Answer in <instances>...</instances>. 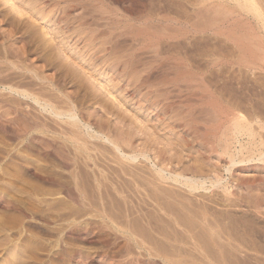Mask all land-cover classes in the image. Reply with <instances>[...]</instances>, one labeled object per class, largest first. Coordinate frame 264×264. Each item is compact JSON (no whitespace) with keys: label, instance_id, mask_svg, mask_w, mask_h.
Instances as JSON below:
<instances>
[{"label":"rangeland","instance_id":"1","mask_svg":"<svg viewBox=\"0 0 264 264\" xmlns=\"http://www.w3.org/2000/svg\"><path fill=\"white\" fill-rule=\"evenodd\" d=\"M0 79V264H264V161L221 153L264 150V0H0ZM202 206L263 249L187 251Z\"/></svg>","mask_w":264,"mask_h":264},{"label":"bare ground","instance_id":"2","mask_svg":"<svg viewBox=\"0 0 264 264\" xmlns=\"http://www.w3.org/2000/svg\"><path fill=\"white\" fill-rule=\"evenodd\" d=\"M13 63H15V62H13ZM17 64V63H16ZM30 70V69H29ZM13 73V72H12ZM14 75H16V74H14ZM42 75V74H41ZM2 76V75H1ZM17 76H19L18 75V73H17ZM10 77V76H9ZM13 77V76H12ZM22 77V76H21ZM63 77V76H62ZM4 78V77H3ZM57 78V77H56ZM14 79V78H13ZM36 79V78H35ZM0 80H2V79H0ZM7 80V79H6ZM9 80V79H8ZM58 80V79H57ZM12 81V80H11ZM14 81V80H13ZM3 82V81H2ZM10 82V81H9ZM47 82V81H46ZM50 82V81H49ZM8 83V82H7ZM6 83V84H7ZM28 83V82H27ZM18 84V83H17ZM23 84V83H22ZM25 84V83H24ZM35 84V83H34ZM47 84V83H46ZM49 84V83H48ZM16 86H18V85H16ZM22 85H20V87H21ZM51 86V85H50ZM51 88V87H50ZM14 89V88H13ZM26 89V88H25ZM45 89H47V88H45ZM11 90V89H10ZM28 90V89H27ZM17 91V90H16ZM30 91V90H29ZM28 91V92H29ZM33 91V90H32ZM48 91V90H47ZM34 92V91H33ZM54 92V91H53ZM10 93V92H9ZM32 93V92H31ZM42 93V92H41ZM45 93V92H44ZM36 94V93H35ZM45 94H47V93H45ZM50 94H52V93H50ZM27 95V94H26ZM38 95V94H37ZM33 96V95H32ZM40 96V95H39ZM44 96V95H43ZM47 96V95H46ZM52 96V95H51ZM71 97V96H70ZM24 98V97H23ZM43 99V98H42ZM55 99V98H54ZM68 99V98H67ZM73 100V99H72ZM68 101V100H67ZM64 103H66V102H64ZM54 104V103H53ZM57 104V103H56ZM21 105V104H20ZM73 106V105H72ZM68 109H70V108H68ZM255 115V114H254ZM255 116H257V115H255ZM257 117H259V116H257ZM257 117H255L256 119H258ZM263 117V116H262ZM58 119V118H57ZM261 119V118H260ZM238 121V120H237ZM262 121V120H261ZM260 121V122H261ZM257 122V121H256ZM234 123V130L236 131L235 132V134H238V135H245V134H249V136L250 137H252V135L255 133L256 134V132H254V130H253V127L251 126V124L252 123H249L248 122V124L246 125L245 124V127L244 126H242L243 124L242 123H240V124H242L241 126L238 124L239 122H236V120H235V122H233ZM262 123V122H261ZM258 124H259V120H258ZM263 124V123H262ZM49 125V124H48ZM260 125V124H259ZM258 125V126H259ZM254 126V125H253ZM262 125H260V128H261V130L264 128V125L261 127ZM231 127V126H230ZM233 127V126H232ZM5 128V127H4ZM229 129V128H228ZM230 130H232V128L230 129ZM234 130H232L233 132H234ZM264 130V129H263ZM232 131H231V133H232ZM224 132V131H223ZM14 133H15V131H14ZM227 134V133H226ZM233 134L234 133H232V135L231 136H233ZM254 134V135H255ZM229 135V134H228ZM253 135V136H254ZM222 136H224L223 134H222ZM226 136V135H225ZM235 136H237V135H235ZM235 136H233V137H235ZM262 136V135H261ZM228 137H230V136H228ZM242 137V136H241ZM260 137V136H259ZM254 138H256V135H255V137ZM253 138V139H254ZM261 138V137H260ZM230 139H232V138H230ZM230 139L229 140H224L225 141V143H223V146H221V144L222 143H220V146L222 147L221 149H223V151L221 152V153H225L226 155L228 154V156H229V158H230V160H229V164H228V167H227V170H228V172L229 171H231L232 172V170H233V168L237 165V164H241V163H250V162H254V161H256V160H259V161H261V162H263L264 161V150H260V151H262V152H260V151H258V152H260V153H257V152H253V150H251V148H250V150H251V152L252 153H250L249 155H244V153H243V151L242 150H244L245 151V149H246V147L243 145H240V147H239V151L237 152L236 150V152H234L233 151V149H236V148H232V144H233V141H231L230 142ZM264 138L262 137V140H263ZM236 140V139H235ZM237 140H238V138H237ZM241 140V139H240ZM255 140V139H254ZM261 140V141H262ZM223 141V142H224ZM251 141H252V139H251ZM260 141V142H261ZM240 142L241 141H237V143L238 144H240ZM256 142H257V140H256ZM256 142H254V144L256 143ZM251 143V142H250ZM249 143V144H250ZM264 143V142H263ZM263 143H259L261 146H262V144ZM235 144V143H234ZM237 145V144H236ZM247 145V144H246ZM256 145V144H255ZM255 145H253L254 147H256ZM242 146V147H241ZM252 146V145H251ZM252 146V147H253ZM263 146H264V144H263ZM262 146V147H263ZM235 147V146H234ZM253 147V148H254ZM258 147H260V146H258ZM240 148H242V150H240ZM244 148V149H243ZM257 148V147H256ZM258 149V148H257ZM262 149V148H261ZM43 150V149H42ZM249 150V149H248ZM247 149H246V151H248ZM250 150H249V152H250ZM259 150V149H258ZM50 151V150H49ZM125 152V151H124ZM46 153V152H45ZM245 154H248V153H245ZM48 155V154H47ZM225 155V156H226ZM228 158V159H229ZM85 159V158H84ZM82 160V159H81ZM87 160V159H86ZM85 160V161H86ZM88 162V161H87ZM85 164V163H84ZM69 165V164H68ZM230 165V166H229ZM87 166V165H86ZM132 168H130V170H131ZM127 170V169H126ZM199 170V169H198ZM129 171V169L127 170V172ZM136 171V170H135ZM138 172V171H137ZM177 172V171H176ZM134 173V172H133ZM141 173V172H140ZM146 173V172H145ZM172 173V172H171ZM129 174V173H128ZM137 174V173H136ZM144 174V173H143ZM148 174V173H147ZM198 174V173H197ZM133 176V175H132ZM135 176V175H134ZM140 176V175H139ZM147 176V175H146ZM47 178V177H46ZM141 178V177H140ZM143 178V177H142ZM141 178V180H143ZM151 177H149V179H150ZM155 178V177H154ZM234 178V177H233ZM49 179H51V178H49ZM151 179H153V178H151ZM150 179V180H151ZM182 179H185V181L186 182H184V183H186L187 184V186L191 189V191H195V190H200V189H204V188H206V183H207V180H206V177H204V176H201V177H199V179L198 178H195V177H191V178H188L187 177V174H185V173H179V174H177V177H176V181H181ZM236 179V178H235ZM236 180H238V179H236ZM153 181V180H152ZM240 181H242V180H240ZM252 181V180H251ZM146 182V181H145ZM154 182V181H153ZM213 182V181H212ZM211 182V183H212ZM215 182V181H214ZM238 182V181H237ZM142 183V182H141ZM147 183V182H146ZM151 182H149V184H150ZM178 183H180V182H178ZM182 183V182H181ZM183 183V184H184ZM135 184V183H134ZM153 184H155V182L153 183ZM185 184V185H186ZM213 184H215V185H217V186H219L220 184H222V182H220V181H217L216 183H213ZM240 184V183H239ZM250 184V183H249ZM159 185V184H158ZM157 185V186H158ZM132 186V185H131ZM134 186V185H133ZM142 186V185H141ZM157 186H156V188H157ZM222 186V185H221ZM152 187H155V186H153L152 185ZM160 187H161V185H160ZM216 187V186H215ZM137 188V187H136ZM142 188V187H141ZM165 188V187H164ZM117 189V188H116ZM188 189V188H187ZM138 190V189H137ZM152 190V189H151ZM219 190V189H218ZM122 191V190H121ZM169 191V190H168ZM152 192V191H151ZM157 192V191H156ZM162 192V191H161ZM120 193V192H119ZM118 193V194H119ZM149 193V192H148ZM158 193H159V191H158ZM168 193H170V191L168 192ZM175 193V192H174ZM142 194H144V193H142ZM152 194V193H151ZM150 194V195H151ZM215 194V193H214ZM122 195H124V194H122ZM159 195V194H158ZM160 196H162V195H160ZM166 196V195H165ZM167 196H168V194H167ZM169 196H171L172 197V195H169ZM182 196V195H181ZM152 197V196H151ZM154 199H155V197H156V199L157 198H159V197H157L155 194H154ZM178 197V196H177ZM184 197V196H183ZM124 198V197H123ZM161 198V197H160ZM162 198H163V196H162ZM161 198V199H162ZM156 199H155V201H156ZM165 199V198H164ZM170 199V198H169ZM181 199V198H180ZM183 199V198H182ZM187 199V198H186ZM185 199V200H186ZM227 199H228V197H227ZM257 199V198H256ZM163 200V199H162ZM170 200H172V199H170ZM169 200V201H170ZM184 200V201H185ZM188 200V199H187ZM248 200V199H247ZM246 200V201H247ZM229 201H231V200H229ZM233 201V200H232ZM245 201V202H246ZM251 201V200H250ZM249 201V202H250ZM259 201V200H258ZM258 201H257V203H258ZM162 202V201H161ZM165 202V201H164ZM233 202H235V200L233 201ZM174 203V202H173ZM185 204V203H184ZM190 204V203H189ZM193 204V203H192ZM247 204V203H246ZM258 204H260V203H258ZM257 204V205H258ZM167 205V204H166ZM172 205V204H171ZM204 205V204H203ZM210 205V204H209ZM185 206H187V205H185ZM230 206H231V204H230ZM259 206V205H258ZM261 206V205H260ZM171 207L172 206H170V208L169 209H171ZM174 207V206H173ZM180 207H181V205H180ZM182 207H184V206H182ZM196 207H198V206H196ZM211 208V207H210ZM257 208V207H256ZM178 210H179V208H177ZM177 209H176V212L175 213H177ZM190 209V208H189ZM202 211H201V213H200V211H198L199 213H195L194 215H193V213H192V216H190L189 217V215L188 216H183V215H185V214H183V215H181L180 216V214H177V216L178 217H176V214L174 215L175 217H174V223L176 224V226L177 225H179V227H181L182 229L181 230H183L182 232H185V234L186 235H184L182 238H178V239H175L177 236H175V235H173V236H175V238H172L171 236L172 235H170V234H167V235H169L168 236V238L169 239H175V240H177V241H179V245H180V242H182V243H184V245L186 244V246H184V245H182V243H181V245L182 246H184V247H188L187 245H189V248L191 247V248H193V251L194 250H200V249H203V251L205 250L206 251V257L209 259V260H211V261H214V262H216V263H221V262H230L231 260H230V256H232V255H229V250L231 249L232 251H234V250H236L237 249V251H238V249H241V248H247V249H251V250H257L258 251V249H260V248H262V247H260L259 248V246L257 247L256 246V244H254V243H252V242H250L252 239H251V233H249L247 230V232L248 233H246V231L245 230H243L244 231V233L243 232H238V231H235L234 230V228H231L229 225L227 226V225H225L224 224V226H223V224H221L222 222V220L221 221H218V216L216 217V218H218V219H216L215 218V214H213V216L214 217H212L211 215H212V213H210L209 211L210 210H208L209 208H205V207H203L202 206ZM254 209V208H253ZM260 209V208H259ZM187 210V209H186ZM191 210V209H190ZM194 210V209H193ZM192 210V211H193ZM256 210V209H255ZM166 211H168V210H166ZM173 211V210H172ZM184 211H185V207H184ZM196 211V210H195ZM194 211V212H195ZM215 211V210H214ZM257 211H258V209H257ZM256 211V212H257ZM261 211V210H260ZM76 212V211H75ZM183 212V211H182ZM72 213V212H71ZM216 213H217V211H216ZM221 213V212H220ZM259 213H261V212H259ZM73 214V213H72ZM76 214V213H75ZM188 214H190V213H188ZM211 214V215H210ZM263 214V213H262ZM261 214V215H262ZM191 215V214H190ZM218 215V214H217ZM224 216H226V215H224ZM71 217V216H70ZM75 217V216H74ZM73 218V217H72ZM165 218V217H164ZM167 219V218H166ZM166 219H164V221L166 220ZM171 220V219H170ZM228 220V219H227ZM167 221V220H166ZM169 221V220H168ZM167 221V222H168ZM72 223V222H71ZM158 223V222H157ZM151 224V223H150ZM230 224V223H229ZM250 225V224H249ZM77 226V225H76ZM174 226V225H173ZM173 226H171L172 228H173ZM234 226V225H233ZM232 226V227H233ZM244 226V225H243ZM175 227V226H174ZM235 227V226H234ZM73 228V227H72ZM139 228V227H138ZM143 228V227H142ZM152 228V227H151ZM158 228V227H157ZM161 228V227H160ZM159 228V229H160ZM170 228V227H169ZM240 228H242V227H240ZM246 228H247V226H246ZM155 229V228H154ZM244 229V228H243ZM252 229V228H251ZM72 230V229H71ZM70 230V231H71ZM75 230V229H74ZM131 230H132V228H131ZM136 230V229H135ZM148 230V229H147ZM167 230V229H166ZM208 231L207 233H206V231ZM137 231V230H136ZM139 231H141V229L139 230ZM144 231H145V229H144ZM159 231H161V229L159 230ZM162 231H163V229H162ZM175 232L177 231V230H174ZM205 231V232H204ZM242 231V230H241ZM72 232V231H71ZM150 232H152V231H150ZM157 232V231H156ZM164 233L163 234H165V230L163 231ZM167 232H169V231H167ZM178 232V231H177ZM176 232V233H177ZM180 232V231H179ZM181 232V233H182ZM74 233V232H73ZM72 233V234H73ZM134 233V232H133ZM145 233V232H144ZM162 233V232H161ZM171 233V232H170ZM206 233V234H205ZM162 234V235H163ZM254 234H255V232H254ZM139 235V234H138ZM149 235V234H148ZM156 235V234H155ZM160 235V234H159ZM166 235V234H165ZM165 235H163V236H165ZM256 235V234H255ZM147 236V235H146ZM180 237H181V235H179ZM251 236V237H250ZM140 237V236H139ZM150 237H151V234H150ZM153 237V236H152ZM166 237V236H165ZM156 238V237H155ZM251 240H250V239ZM142 239V238H141ZM144 239V238H143ZM151 239V238H150ZM153 239V238H152ZM157 239V238H156ZM155 239V240H156ZM160 240V239H159ZM163 241V240H162ZM253 241V240H252ZM150 242H152V240L150 241ZM173 242V241H172ZM175 242V241H174ZM139 243V242H138ZM170 243V242H169ZM177 243V242H176ZM140 244V243H139ZM143 244H144V242H143ZM159 244H160V242H159ZM163 244V243H162ZM141 245V244H140ZM149 245V244H148ZM146 246V247H150V246ZM156 245H158V244H156ZM156 245H152V246H156ZM161 245V244H160ZM180 245V246H181ZM227 245L228 246H230L229 247V249H228V251H225L224 252V250L225 249H227L228 247H227ZM163 246V245H162ZM161 246V247H162ZM181 248V247H180ZM190 248V249H191ZM225 248V249H224ZM150 249V248H149ZM148 249V250H149ZM234 249V250H233ZM263 249V248H262ZM152 250H153V248H152ZM173 250V249H172ZM177 250V249H176ZM231 250H230V252H231ZM264 250V249H263ZM262 250V251H263ZM170 251V250H169ZM187 251H188V248H187ZM241 251V250H240ZM261 251V252H262ZM155 252H157V251H155ZM176 252V251H175ZM177 252H179V251H177ZM259 252H260V250H259ZM70 253V252H69ZM72 253V252H71ZM70 253V254H71ZM181 253V252H180ZM185 253V252H184ZM184 253H182V254H184ZM193 253V252H192ZM196 253V252H195ZM158 254V253H157ZM202 254H203V252H202ZM231 254V253H230ZM68 255V254H67ZM155 255V254H154ZM173 255V254H172ZM190 255H191V253H190ZM200 255V254H199ZM164 256V255H163ZM166 256V255H165ZM183 256V255H182ZM192 256H194V255H192ZM196 256V255H195ZM168 257V256H167ZM190 257V256H189ZM197 257H200V256H197ZM169 258V257H168ZM194 258V257H193ZM172 259V258H171ZM170 260V259H169ZM174 260V259H173ZM191 260V259H190ZM197 260V259H196ZM199 260V259H198ZM203 260V259H202ZM176 261V263H177V260H175ZM182 262H183V260H182ZM182 262L180 261L179 263H181L182 264ZM188 262V261H187ZM197 262V261H196ZM195 262V263H196ZM192 263V262H191ZM194 263V262H193ZM178 264V263H177ZM184 264V263H183ZM186 264V263H185ZM188 264H189V262H188ZM223 264V263H222ZM228 264H231V263H228ZM234 264V263H233Z\"/></svg>","mask_w":264,"mask_h":264}]
</instances>
